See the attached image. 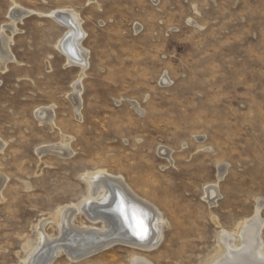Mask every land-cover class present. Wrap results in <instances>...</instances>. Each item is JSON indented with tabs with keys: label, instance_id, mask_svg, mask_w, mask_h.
<instances>
[{
	"label": "rangeland",
	"instance_id": "374dc122",
	"mask_svg": "<svg viewBox=\"0 0 264 264\" xmlns=\"http://www.w3.org/2000/svg\"><path fill=\"white\" fill-rule=\"evenodd\" d=\"M15 3L35 13L13 23ZM58 8L85 32L77 115L81 70L47 16ZM2 29L12 59L0 61V264H24L40 226L58 242L56 212L84 203L83 176L99 169L162 214L161 240L79 259L62 248L50 264H210L220 232L258 208L264 248V0H0ZM63 140L70 152L53 153ZM75 212L73 228H100Z\"/></svg>",
	"mask_w": 264,
	"mask_h": 264
},
{
	"label": "bare ground",
	"instance_id": "6f19581e",
	"mask_svg": "<svg viewBox=\"0 0 264 264\" xmlns=\"http://www.w3.org/2000/svg\"><path fill=\"white\" fill-rule=\"evenodd\" d=\"M94 1L88 0L89 3ZM34 13V11L23 9L15 3L10 9L8 16L15 23ZM47 16L66 29L58 39L56 48L65 55L68 65L78 66L81 70L78 79L73 83L74 96H71L76 106L75 113L77 115L78 112L80 114L79 109L81 106H79L80 102L78 100L82 90L80 81L88 64V53L82 45V40L85 36L82 21L79 14L70 8L54 9ZM11 30V32H14V29ZM3 33L2 29L0 32V61L4 64V62L12 58L10 56L11 39L5 37ZM1 67L0 69L4 70L2 69L4 66ZM134 108L139 112L136 106ZM39 110L40 120L53 122V112L51 113V111L46 109ZM67 148L68 143L63 140L61 145L51 146L50 150H53V153L57 152L58 155H63L70 152ZM42 152L44 151L42 150ZM222 172L223 170L219 171L218 177L221 176ZM83 178L89 186V198L80 206L72 204L56 212L55 221H57L58 233L60 234L58 242H55V240L54 242L48 241L50 238L47 239L42 226H40L38 245L25 260L24 264H50L54 255L58 254L62 248L71 257L78 258L81 255H90L104 250L115 242L130 241L134 246L149 249L161 240V229L166 223L162 214L154 206L137 197L121 176H114L99 169L94 173L84 175ZM206 195L207 198L213 200L216 196V186L208 187ZM258 210L260 209L258 208ZM258 210H256L251 219L240 224L237 232L229 233L224 230L220 232L218 235V248L221 249L219 254L223 256L213 260L210 264H264V248L260 238L263 223L258 217ZM75 211H81L93 223L100 222V228L86 227L85 225L82 228H73L71 219ZM49 220L51 221V219ZM140 236H144V238L141 239ZM131 264L147 263L139 259H133Z\"/></svg>",
	"mask_w": 264,
	"mask_h": 264
},
{
	"label": "water",
	"instance_id": "95a60500",
	"mask_svg": "<svg viewBox=\"0 0 264 264\" xmlns=\"http://www.w3.org/2000/svg\"><path fill=\"white\" fill-rule=\"evenodd\" d=\"M84 256H87V255H81V256H79L77 259H79V258H83Z\"/></svg>",
	"mask_w": 264,
	"mask_h": 264
},
{
	"label": "snow or ice",
	"instance_id": "6c2138e0",
	"mask_svg": "<svg viewBox=\"0 0 264 264\" xmlns=\"http://www.w3.org/2000/svg\"><path fill=\"white\" fill-rule=\"evenodd\" d=\"M140 238H141V239H143V238H144V236H140Z\"/></svg>",
	"mask_w": 264,
	"mask_h": 264
}]
</instances>
